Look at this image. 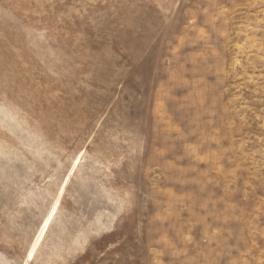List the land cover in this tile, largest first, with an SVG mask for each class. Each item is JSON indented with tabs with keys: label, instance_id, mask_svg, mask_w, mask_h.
<instances>
[{
	"label": "rangeland",
	"instance_id": "374dc122",
	"mask_svg": "<svg viewBox=\"0 0 264 264\" xmlns=\"http://www.w3.org/2000/svg\"><path fill=\"white\" fill-rule=\"evenodd\" d=\"M0 264H264V0H0Z\"/></svg>",
	"mask_w": 264,
	"mask_h": 264
}]
</instances>
